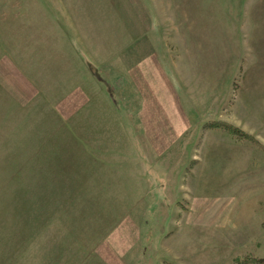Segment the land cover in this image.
<instances>
[{"label":"rangeland","instance_id":"rangeland-1","mask_svg":"<svg viewBox=\"0 0 264 264\" xmlns=\"http://www.w3.org/2000/svg\"><path fill=\"white\" fill-rule=\"evenodd\" d=\"M99 1L108 27L92 35L102 44L95 48L107 49V57L117 40L140 38L132 52L146 39L157 43L156 54L197 123L154 159L136 118L141 98L131 73L117 74L105 60L93 63V108L81 110L73 124L56 107L67 90L47 92L38 78L24 79L12 63L5 66L12 48L36 64L41 34L78 37L70 21L55 13L64 6L66 16H74L68 10L73 0H0V264H79L130 217L138 239L124 253L125 264H264V0ZM136 6L146 17L138 27L131 13ZM30 8L40 9L36 15L44 25L21 29L30 24L26 19L36 21ZM54 14L61 26L52 22ZM222 123L241 131L232 133ZM91 145L118 152L101 170L110 182L120 183L123 173L114 166L122 158L125 177L133 173L126 168L142 165L143 185L128 197L136 196L138 205H119L127 198L113 189L105 192L112 205H84L81 184L101 177H86ZM172 181L177 190L169 189ZM55 215L60 219L54 224ZM84 231L91 234L74 235Z\"/></svg>","mask_w":264,"mask_h":264},{"label":"crops","instance_id":"crops-1","mask_svg":"<svg viewBox=\"0 0 264 264\" xmlns=\"http://www.w3.org/2000/svg\"><path fill=\"white\" fill-rule=\"evenodd\" d=\"M73 2L74 5H68V10L70 11L72 9V14L75 13L74 16H66L69 12L62 10L64 6L59 7V11L55 13L63 14V19H68L70 21L68 23L75 27V30L78 32V37H73L76 35V33H73V36H68L63 40H56V38L53 37V39H51L52 33L41 34V36L37 34L40 38L38 41L39 43H36V45L43 49L38 50L40 52L37 56V63L34 64L30 61L24 62L23 58H18V56L14 54L12 48L9 49V52H6L7 59L5 61V66L9 64V62L12 63L11 69L14 71L19 70L20 75L24 77V79L26 75L28 77L33 76L38 78V82H43V86L49 88L47 89V92L49 91L61 95L67 90L68 96L61 99L56 107L61 110L62 114H64L70 122L72 121L73 124L77 125L80 122L77 121L78 118H76L78 113H80L81 110L83 111V109L90 110V108H93V103L95 102L94 97H92L93 78L94 75L96 76V74H94L95 70L93 63H97V61H101L99 63H104L105 60L112 61L111 64H108L107 66L110 67L109 69H112L117 74L123 73L125 70L131 73L130 77H132L133 86H135L138 91L136 94L138 98H141V105L136 108V118L138 124L142 126L144 137L149 143L153 155H155L154 159H156L157 156H165L169 152V147H172L178 140L185 138L184 134H187L186 132H188L197 121L193 120L189 111V108L191 107L184 103L183 95L178 88L174 86L169 75L166 73L165 66H163V63L160 61L161 58L157 56L156 48L158 44L156 43L155 45V43H151L146 39L144 42L136 45L137 49L132 52L130 50L132 43H138L140 38L136 42L132 41L127 44L122 43L121 40H117L114 44V47L117 49L105 57L108 50L100 48L96 49L95 47L102 44L94 40L93 36L97 38V35L99 34L98 31H103V27H108V21H104L106 20L104 17V13H106L105 11L107 10L105 8L106 6L103 8L102 13L100 11L102 7L98 6L101 3L99 0H95L96 4L93 5H77L76 0H73ZM41 8L43 9V7ZM45 9L47 8L43 9L44 12L40 9H38V12L37 9H28L32 16L35 14L33 17L36 21L30 22L26 19V23L29 22L30 24L27 26L23 25L20 28L30 30L31 23H40L39 25H44V21L42 22L44 17L41 19L39 16L37 17L36 14L39 13V10L40 13L44 14ZM32 11H35L36 13ZM144 11L145 10L142 7L138 8L136 6L134 9L131 8V13L135 15L133 19L135 18V20H138V25L136 22V27L141 24L140 20L146 18L142 16ZM51 19L56 25L58 24L61 26L62 19L60 17L54 14ZM135 20H132V26L135 25ZM39 25L35 26L38 27ZM108 43H112L111 39L106 44ZM45 47L48 48L44 49ZM84 51H87L88 53L82 55ZM11 59H13V61H10ZM126 63L127 65L125 66ZM128 68L130 69L128 70ZM153 78L156 79L157 82L160 81V83L157 85L156 82L153 81ZM32 82L36 85L35 81ZM182 91L186 92V89L182 88ZM39 92L44 94L42 90ZM21 94L23 95V91ZM199 113L200 111L197 112V117L201 119ZM88 120L91 121V119ZM85 123L87 125L89 122L85 121ZM199 124L200 123L197 125ZM129 153L131 152L129 151ZM85 154L86 177L88 172L90 174L100 173L101 177L96 180V182L91 183L90 180L87 179L88 181L85 182L86 184H81L80 189L83 190V193H81V199L83 200L84 205L92 207L101 204L107 206L112 205L110 202L112 201L111 196L105 193L108 191L107 189L118 190L120 195H124V197L127 198H122L123 201L119 205L128 207V205L134 206L139 204V201L135 200L136 196L133 198L128 197L130 194L135 193V188L139 189L143 185L142 165H136L133 169L126 168V170H129L128 172L132 171L133 173H126L127 176L125 177V157L122 158V163L119 166H114L118 173H123L120 178L121 181H119L120 183H114L113 181L110 182L109 178H105L107 172L104 173V171L101 172V170L109 168L107 166L110 163L109 160L117 156L118 152L96 149L95 146L91 145V148H88V151ZM131 157L132 160L136 159V155H132ZM120 166L121 168L123 166L121 170H119ZM133 177L134 183H128ZM95 179L97 178L95 177ZM124 181H126V183H124ZM175 184L176 183L172 181L169 185V189L177 190V187L180 185ZM127 187L128 190H126ZM99 199H103V201L98 204ZM131 200L134 201L131 202ZM191 200V205H195V198L193 197ZM128 209L130 208H127L125 212H123L124 215L130 214L128 213L129 211H127ZM74 213L75 208L69 216L71 224ZM185 216H187V214ZM198 218L200 220L201 216ZM132 219L133 217H130V219L126 220L116 235L112 233L110 234V232L106 233L103 238V240H105L98 246L97 251L95 249L94 252H91L92 249H89L87 245H83L84 252L91 253L88 256L85 254L84 261H81L79 264H89L90 260L93 261L91 264H125V258L123 257L124 253H126L127 249L133 246L135 240L138 239L136 238L138 229L136 231V224ZM90 234L91 233L88 231H84L78 235L75 232L74 235L76 238L81 239L86 238ZM115 239H117L116 242H114ZM115 244L120 246L118 250L114 248L113 245ZM43 252H45V248H43ZM43 259L45 260V257H43Z\"/></svg>","mask_w":264,"mask_h":264},{"label":"trees","instance_id":"trees-1","mask_svg":"<svg viewBox=\"0 0 264 264\" xmlns=\"http://www.w3.org/2000/svg\"><path fill=\"white\" fill-rule=\"evenodd\" d=\"M216 124H221V123L218 121ZM222 125L227 126V128H229L231 130V132L235 133V134H236V131L237 132L241 131V129L237 125H234V126L232 124L226 125L225 123H222ZM59 219H60V215H58V216L55 215L54 218H53V220H54L53 223L54 224L57 223L59 221Z\"/></svg>","mask_w":264,"mask_h":264}]
</instances>
